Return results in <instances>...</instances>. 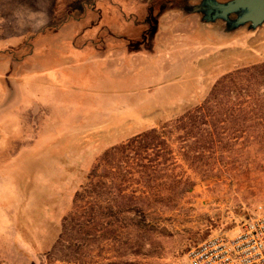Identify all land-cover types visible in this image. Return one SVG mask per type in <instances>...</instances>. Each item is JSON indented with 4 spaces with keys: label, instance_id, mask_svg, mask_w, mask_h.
<instances>
[{
    "label": "rangeland",
    "instance_id": "374dc122",
    "mask_svg": "<svg viewBox=\"0 0 264 264\" xmlns=\"http://www.w3.org/2000/svg\"><path fill=\"white\" fill-rule=\"evenodd\" d=\"M152 2L173 9L160 17L153 53L130 52L127 39L138 37ZM184 4L0 0V264H47L76 191L104 152L202 104L226 73L264 61V25L229 36L222 21L185 15ZM231 139L203 151L198 166L174 139L169 173L186 180V192L163 182L175 206L153 205L158 229L123 238L134 245L130 254L109 248L93 261L189 264L194 245L237 231L264 203V145Z\"/></svg>",
    "mask_w": 264,
    "mask_h": 264
},
{
    "label": "trees",
    "instance_id": "16d2710c",
    "mask_svg": "<svg viewBox=\"0 0 264 264\" xmlns=\"http://www.w3.org/2000/svg\"><path fill=\"white\" fill-rule=\"evenodd\" d=\"M156 10L150 3L137 21L138 37L127 39L130 52L155 49L164 13ZM233 137L264 145V61L226 73L202 104L104 152L76 191L47 264H101L94 256L109 248L130 254L134 245L123 238L157 230L153 205L172 203L162 194L163 182L170 179L186 192V180L169 173L176 164L174 139L186 142V159L198 166L203 151L230 147Z\"/></svg>",
    "mask_w": 264,
    "mask_h": 264
},
{
    "label": "built area",
    "instance_id": "2783aa9c",
    "mask_svg": "<svg viewBox=\"0 0 264 264\" xmlns=\"http://www.w3.org/2000/svg\"><path fill=\"white\" fill-rule=\"evenodd\" d=\"M189 264H264V203L234 233L220 231L188 251Z\"/></svg>",
    "mask_w": 264,
    "mask_h": 264
},
{
    "label": "water",
    "instance_id": "95a60500",
    "mask_svg": "<svg viewBox=\"0 0 264 264\" xmlns=\"http://www.w3.org/2000/svg\"><path fill=\"white\" fill-rule=\"evenodd\" d=\"M193 13L201 23L223 22L221 32L232 35L241 28L255 30L264 25V0H203Z\"/></svg>",
    "mask_w": 264,
    "mask_h": 264
},
{
    "label": "flooded vegetation",
    "instance_id": "af4514ba",
    "mask_svg": "<svg viewBox=\"0 0 264 264\" xmlns=\"http://www.w3.org/2000/svg\"><path fill=\"white\" fill-rule=\"evenodd\" d=\"M190 0H185V4L182 5V6H179V9L186 15V13H193L195 10H198L200 7L197 6L198 4H202L203 0H200L199 3L195 4V5H192L191 3H189ZM155 7H157L158 5V11L160 9H162L164 12L169 10V9H173V8H165V7H162V5H164L162 2H152Z\"/></svg>",
    "mask_w": 264,
    "mask_h": 264
},
{
    "label": "crops",
    "instance_id": "0c3cea01",
    "mask_svg": "<svg viewBox=\"0 0 264 264\" xmlns=\"http://www.w3.org/2000/svg\"><path fill=\"white\" fill-rule=\"evenodd\" d=\"M220 1H224V0H220ZM166 15V14H165ZM187 18H190V17H187Z\"/></svg>",
    "mask_w": 264,
    "mask_h": 264
}]
</instances>
